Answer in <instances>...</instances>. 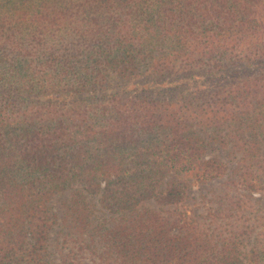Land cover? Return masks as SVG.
Listing matches in <instances>:
<instances>
[{
    "label": "trees",
    "instance_id": "1",
    "mask_svg": "<svg viewBox=\"0 0 264 264\" xmlns=\"http://www.w3.org/2000/svg\"><path fill=\"white\" fill-rule=\"evenodd\" d=\"M237 122L264 143V0H0V264H65L49 201L75 183L120 214L110 264H264V221L240 257L138 208L224 176L195 129Z\"/></svg>",
    "mask_w": 264,
    "mask_h": 264
},
{
    "label": "rangeland",
    "instance_id": "2",
    "mask_svg": "<svg viewBox=\"0 0 264 264\" xmlns=\"http://www.w3.org/2000/svg\"><path fill=\"white\" fill-rule=\"evenodd\" d=\"M195 131L205 142L204 157H216L226 164L224 176L189 187L179 204L164 206L150 199L142 201L138 208L151 210L162 218L178 219L180 225L210 238L217 247L233 246L244 257L264 221V177L257 164L264 158V143L255 141L238 122L221 130L227 144L216 142L209 128L197 127ZM251 176L261 183L257 191L247 187L245 177ZM101 200V192L92 193L82 183H75L50 199L56 225L48 240L49 260L65 264L115 261L104 234L121 218L104 208Z\"/></svg>",
    "mask_w": 264,
    "mask_h": 264
}]
</instances>
